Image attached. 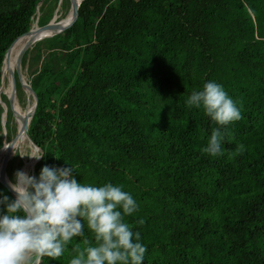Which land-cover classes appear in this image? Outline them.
I'll return each mask as SVG.
<instances>
[{
    "label": "trees",
    "instance_id": "16d2710c",
    "mask_svg": "<svg viewBox=\"0 0 264 264\" xmlns=\"http://www.w3.org/2000/svg\"><path fill=\"white\" fill-rule=\"evenodd\" d=\"M58 1L0 0V82L9 46ZM25 52L38 92L27 130L43 155L32 176L71 165L78 182L123 185L140 205L125 220L147 246L143 264H264V0H82L73 25ZM209 80L242 105L241 120L221 127L186 105ZM15 90L20 99L18 80ZM0 97L1 148L16 128ZM24 163L7 160L9 180ZM85 238L95 244L86 222L85 237L41 264H69Z\"/></svg>",
    "mask_w": 264,
    "mask_h": 264
},
{
    "label": "clouds",
    "instance_id": "9594fccd",
    "mask_svg": "<svg viewBox=\"0 0 264 264\" xmlns=\"http://www.w3.org/2000/svg\"><path fill=\"white\" fill-rule=\"evenodd\" d=\"M186 105L202 108L221 127L243 118L242 105L214 80L194 89ZM221 127L212 130L204 148L213 157L223 154L226 132ZM74 172L71 165H45L38 177L15 172L8 182L15 199L0 191V264H41L45 257L59 260L74 238L85 237V222L95 244L85 238L86 246L73 249L76 255L69 264H143L147 246L125 220L139 211L137 200L123 185L81 183Z\"/></svg>",
    "mask_w": 264,
    "mask_h": 264
},
{
    "label": "water",
    "instance_id": "95a60500",
    "mask_svg": "<svg viewBox=\"0 0 264 264\" xmlns=\"http://www.w3.org/2000/svg\"><path fill=\"white\" fill-rule=\"evenodd\" d=\"M61 0L58 1V4L60 3ZM70 1V4L72 2L76 3V13L74 15V17L71 19V20H68L69 23L64 22L62 19L61 20H57L55 21V16L52 17L47 23L45 24H42V25H38L36 28H33L32 26L30 27V29H28L26 32H24L21 36L19 37H22L24 39H27L33 32L37 31L39 33L42 34L41 37H39L38 39L36 40H39V39H42L44 37H47V36H51L55 33H58V32H61L62 30H64L65 28L71 26L74 24V22L78 19L79 17V14H80V9H81V1L82 0H69ZM36 13H37V16H36V20L38 21V15H39V12H38V9H36ZM66 24V25H65ZM64 26V27H63ZM63 27V28H61ZM57 28H61L59 31L57 32H52L53 30L57 29ZM18 37V38H19ZM17 39V38H16ZM15 39V40H16ZM14 40V41H15ZM36 40H33L32 42L28 43V44H24L22 47H21V50H20V53H19V56L18 58L16 59L15 63H14V69H12V73H13V80L9 81L7 83V90L4 92V94L8 97V100H9V103H12V99H11V90L14 88L15 89V82L16 80L19 81L20 85H21V89L24 91L25 95H26V102H25V105H24V108L22 110V115H21V118H20V121H19V125L17 126V129H16V132L13 134V136L11 137V139L9 140V142L16 137L14 143L12 144V147L10 149V151L8 153H6L4 155V157L2 158V161L0 163V183L12 194V196L15 198V193L11 190V188L9 187V179L6 175V171H5V166H6V162L7 160L15 153L16 151V145L18 144V138L20 137L21 133L24 132L26 135H27V139L31 145V154H33L34 150H39V148L37 147V145L34 143V141L32 140L31 136L29 135L28 133V124L30 122V119L34 113V110H35V107H36V104H37V100H38V92L31 86V84L29 82H27L22 74L20 73L19 71V67L21 65V59H22V56L24 54V52L26 51V49ZM13 41V42H14ZM12 42V43H13ZM12 45V44H11ZM10 45V46H11ZM9 46V48H10ZM9 48L7 49L6 53H5V56L9 50ZM4 56V58H5ZM4 61V59H3ZM3 66V65H2ZM3 84V79H1V82H0V87L1 85ZM28 90L30 91V93H33V100L30 102V97H29V93H28ZM0 100H1V97H0ZM2 103V102H1ZM15 106H17V109L20 110L22 109L18 104H16ZM12 110H14V106L13 108L11 107ZM1 124L3 125V128L5 129V119L3 117V115H1ZM5 142V141H4ZM4 144V143H3ZM38 159H33V163L31 165V171H30V174L29 175H32L34 169H35V165H36V162H37ZM5 163V166H3V164ZM25 165V163L23 164Z\"/></svg>",
    "mask_w": 264,
    "mask_h": 264
},
{
    "label": "bare ground",
    "instance_id": "6f19581e",
    "mask_svg": "<svg viewBox=\"0 0 264 264\" xmlns=\"http://www.w3.org/2000/svg\"><path fill=\"white\" fill-rule=\"evenodd\" d=\"M59 6H60V4H59ZM57 8H58V6H57ZM59 10H60V7H59V9H58V11L55 13V21H57V20H63L64 22H66L67 21V23L66 24H68L69 23V21L68 20H71L73 17H74V15H75V13H76V3H74V2H72L71 4H70V8H68V11L63 15V16H61L60 15V12H59ZM65 24V25H66ZM32 27L33 28H36L37 27V25L35 24V23H33L32 24ZM64 27V26H63ZM63 27H61V28H63ZM60 28V29H61ZM59 28H57V29H55V30H53L52 32H57V31H59L60 30ZM42 36V34L41 33H39V32H37V31H35V32H33L27 39H24V38H20V39H16L13 43H12V45L10 46V48H9V50H8V53H7V55L5 56V58H4V61H3V66H2V79H3V84L1 85V87H0V93H1V90H2V86L4 87V86H7V83L9 82V81H11V80H13V73H12V69H14V63H15V61H16V59L18 58V56H19V53H20V50H21V47L26 43V44H28V43H30V42H32L33 40H36V39H38L39 37H41ZM39 41V40H38ZM16 42V43H15ZM15 43V44H14ZM14 44V45H13ZM36 45V44H35ZM25 54H26V52H25ZM22 64V63H21ZM19 71H20V67H19ZM20 73H21V71H20ZM14 91H15V89L13 88L12 90H11V92L12 93H14ZM28 93H29V97L30 96H33V93H30V91L28 90ZM15 105H16V103H15ZM22 110L23 109H20V110H18L17 109V106H14V117H15V122H16V126H18L19 125V121H20V118H21V115H22ZM8 139V138H7ZM15 139H16V137L14 138V139H12L10 142L9 141H5L4 142V144H2V146H1V148H0V163H1V161H2V158L4 157V155L6 154V153H8L9 151H10V149H11V147H12V144L14 143V141H15ZM25 140H28L27 139V135L24 133V132H22L21 133V135H20V137L18 138V144L16 145V150L17 149H21V147L24 145V143H25ZM36 152H37V150H35ZM32 153V152H31ZM36 155V154H35ZM33 156V154H30V156H29V158H26V161H25V165H24V167H23V171H26V169L28 168V167H31V165H32V161H33V159H35L34 157H32ZM3 166H5V163L3 164Z\"/></svg>",
    "mask_w": 264,
    "mask_h": 264
},
{
    "label": "rangeland",
    "instance_id": "374dc122",
    "mask_svg": "<svg viewBox=\"0 0 264 264\" xmlns=\"http://www.w3.org/2000/svg\"><path fill=\"white\" fill-rule=\"evenodd\" d=\"M59 4L57 3L56 6L54 7L53 17L55 16V13L58 11V9L60 7ZM57 6H58V8H57ZM67 11H65V9H60L59 10L61 16H63ZM33 23H35L38 26V21L36 20V18L33 20ZM20 71H21V74H22L23 78L27 82H29L31 84L30 78L32 76L29 75V69L27 68V65H25L24 67H22L20 65ZM6 90H7V86H4V87L2 86V91L5 92ZM11 99H12V103H10V106L12 108H13V106H15V103L18 104L22 109L24 108V105H25V102H26V95H25L24 91H22V94L20 95V99H19L18 94H17V92L15 90L14 93H11ZM32 100H33V96H30V102ZM1 102H2L3 114H4V116H6V110H7L6 103L3 100ZM12 111H13V123L15 125V128L17 129L16 122H15V117H14V110H12ZM5 134H6V132H5V129L3 128V139L5 138ZM15 152H18L19 156L22 157L24 161H26V158H29V156L31 154V145H30L29 141L25 140V143L21 147V149L20 150L17 149ZM36 155H38V150L36 152ZM23 167H24V165L21 167L20 171H23ZM30 171H31V167H28L25 172L30 174Z\"/></svg>",
    "mask_w": 264,
    "mask_h": 264
}]
</instances>
